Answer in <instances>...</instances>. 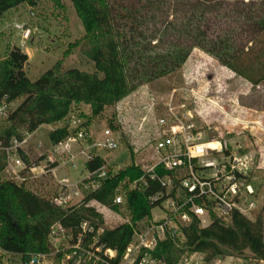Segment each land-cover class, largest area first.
Segmentation results:
<instances>
[{
	"label": "trees",
	"instance_id": "obj_1",
	"mask_svg": "<svg viewBox=\"0 0 264 264\" xmlns=\"http://www.w3.org/2000/svg\"><path fill=\"white\" fill-rule=\"evenodd\" d=\"M39 1L0 0V19L11 9L22 4L35 7ZM70 1L81 21L84 36L69 48L78 47L81 54L93 63L94 72L62 71L61 63L57 62L31 82L23 70L27 56L13 48L7 58L0 61V98L6 97L11 103L21 99V103L10 113L6 126L0 128V142L4 146L12 139L21 141L23 133H34L43 125L63 122L74 104L88 106L92 117L101 115L106 107L119 103L140 85L179 70L194 48L214 57L222 66L253 85L264 82V76L253 79L249 75L254 65L248 58L244 60L239 53H231L225 40L209 35L208 27L202 25L209 14H218L216 7L221 5V0ZM169 12H172L170 19ZM149 16L151 22H148ZM252 25L256 27L259 24L253 22ZM170 32H177L179 37L185 38L164 49L161 47L162 37ZM66 136L64 124L52 130L48 140L55 145ZM19 156L26 164L29 163L20 151ZM5 165L6 156L0 151V248L20 256L22 262H29L32 256L49 253L50 229L60 224L71 234L73 244L81 234L80 244L85 249H89L94 241V247H101L99 255L105 262L93 263L90 260L87 264H119L134 234L135 224L151 218V211L156 207L148 198L161 190L159 184L153 182L148 183L149 187L144 192L128 191L126 206L130 222L114 229H103L102 215L89 203L118 211V205L113 203L116 189L123 182L131 184L139 179L142 176L140 169L131 165L120 170L80 204L61 209L24 185L2 180ZM102 165L103 161L98 157L88 161L85 167L94 171ZM83 223L91 232L81 233ZM182 232L183 249L178 247V240L166 239L157 244L152 257L166 264H176L183 254L198 252L209 262L249 250L256 259L264 260V221L260 216L251 221L234 212L230 225L213 218L211 224L204 228H200L193 219ZM106 250L115 252V257L110 260L103 257ZM72 252H58L56 264ZM76 259L72 257L66 264H74Z\"/></svg>",
	"mask_w": 264,
	"mask_h": 264
},
{
	"label": "rangeland",
	"instance_id": "obj_2",
	"mask_svg": "<svg viewBox=\"0 0 264 264\" xmlns=\"http://www.w3.org/2000/svg\"><path fill=\"white\" fill-rule=\"evenodd\" d=\"M221 1V5L216 7L218 14H209V18L202 25L208 27L209 35L225 40L231 53H239L244 60L248 58L253 63V69L249 73L253 79L264 76V0ZM171 13L167 14L169 19ZM149 19L150 16L148 22H151ZM253 22L259 25L254 27ZM16 26L29 29L27 39H23L22 31ZM83 36V26L70 0H40L35 7L22 4L7 11L0 19V61H4L13 48H18L27 56L23 70L31 82L39 79L57 62L61 63L62 71L77 69L93 73V63L81 54L79 48H69ZM184 38L179 37L177 32H170L162 37L161 47L167 49L178 42V39L182 41ZM20 103L21 99L14 102L13 110ZM168 107L173 108L176 114L190 112L197 132H201L200 142L211 143V147H217V142L226 144L228 154L222 160L220 157L216 159L220 162L234 158L240 161L241 176L245 177L255 191L256 208L247 218L254 221L260 216L264 221V158L261 157L264 155V82L255 86L222 66L214 57L194 48L179 70L140 85L119 103L106 107L101 115L92 117L90 108L84 104H74L70 114L81 118L84 126L95 137H100L106 128L119 134L117 151H99L102 160L109 166V171L116 173L134 166L135 161L146 165L153 159V146L159 138L157 122L160 118H168ZM63 125L64 121L53 126L43 125L37 129L23 148L28 154L26 158L29 162L35 163L42 152L37 148V143L48 145L49 133ZM4 126L6 122H0V128ZM209 159L213 160L210 157L206 160ZM83 163L84 158L79 159L76 170L68 166L61 167L55 171V178L46 174L36 179H28L25 188L50 201L60 191L58 181L62 178H66L71 185L85 176ZM5 175L1 174L2 180ZM119 188L121 193L130 190L127 182H123ZM68 191L70 189L67 188ZM176 193L180 192L175 191L174 194ZM89 205L102 215L103 229H114L130 222V213L125 203L118 205V211L93 202ZM161 217L162 214L154 208L151 218L137 222L134 230L143 232L152 221ZM84 229L89 230L87 224ZM52 242L51 240V254L45 264H56L55 251H71L75 245L69 232L60 240ZM94 242L86 250L94 252L95 247L90 249ZM183 243L184 239H181L177 243L178 247L183 249ZM81 259L87 260L84 255ZM218 259H232L239 264L238 260L254 263L256 258L249 250H245L240 255ZM12 261L19 263L20 258L13 257ZM66 262L65 257L60 264Z\"/></svg>",
	"mask_w": 264,
	"mask_h": 264
},
{
	"label": "built area",
	"instance_id": "obj_3",
	"mask_svg": "<svg viewBox=\"0 0 264 264\" xmlns=\"http://www.w3.org/2000/svg\"><path fill=\"white\" fill-rule=\"evenodd\" d=\"M22 31L23 39H27L30 31L25 27L16 26ZM169 106V105H168ZM13 111V103L6 97L0 98V122H6ZM168 118L158 120V140L153 146L154 157L146 165L136 163L134 166L142 172V176L129 184L130 190L144 192L148 183H158L161 190L151 195L148 199L151 204L162 214L160 219H155L145 231L134 234L126 247L120 263L122 264H166L163 260L153 258L151 253L158 243L171 239L181 241L184 239L182 229L187 227L193 219L200 228L207 227L217 219L221 223H231L232 215L238 212L248 216L255 210V191L250 183L241 176L240 161L229 159L219 161L216 159L226 156V144L217 142V147H211V143L200 142V133L194 124V117L190 112L176 114L173 108L168 107ZM64 124L67 136L55 145L48 140V145L37 143V148L42 150L35 163L26 164L19 156V151L26 157L23 151L29 138L34 133H23V139H12L7 146L0 142V151L6 156V165L2 173L6 174L3 180L16 185H24L28 179H36L38 176L51 174L55 178V171L68 166L72 170L78 168V161L84 158L82 170L85 176L79 182L69 184L66 178L58 181L61 189L49 201L55 207L69 209L80 204L89 194L97 191L102 184L118 172L109 171V166L103 161V165L94 171H88L85 167L88 161L101 158L99 151L115 152L119 149L120 138L116 131L106 128L100 137L90 132L81 118L69 114ZM44 149V150H43ZM228 156V155H227ZM210 157L213 160L207 161ZM102 159V158H101ZM226 160V159H225ZM162 174H159V173ZM1 173V174H2ZM71 187H73L71 189ZM120 187V186H119ZM116 189L114 204H126V194ZM67 188L70 191L67 192ZM175 191L180 193L174 194ZM80 198V199H79ZM151 220V219H150ZM86 223L81 225V233ZM88 232H91L89 229ZM67 231L60 225L51 227L48 235L50 252L47 254L32 256L29 262L19 263L12 261V255L0 248V264H45L51 254V240L56 242ZM52 242V243H53ZM81 234L78 241L72 247V253L66 256V260L77 257L74 264H87L105 262L99 255L101 247H93L91 252L81 246ZM61 252L60 250L55 251ZM84 255L86 259H81ZM103 257L108 260L115 257V252L106 250ZM238 260V259H237ZM239 264H264V260L255 259L254 263L241 261ZM119 263V264H120ZM108 264V263H106ZM176 264H236L230 261L215 259L207 262L204 256L198 252L183 254Z\"/></svg>",
	"mask_w": 264,
	"mask_h": 264
},
{
	"label": "crops",
	"instance_id": "obj_4",
	"mask_svg": "<svg viewBox=\"0 0 264 264\" xmlns=\"http://www.w3.org/2000/svg\"><path fill=\"white\" fill-rule=\"evenodd\" d=\"M258 85H259V84L255 85V86H258ZM54 129H55V128H54ZM54 129H53V130H54ZM261 157L264 158V155H261Z\"/></svg>",
	"mask_w": 264,
	"mask_h": 264
}]
</instances>
